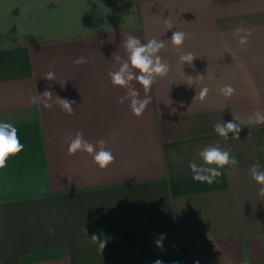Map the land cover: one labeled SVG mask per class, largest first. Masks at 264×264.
Masks as SVG:
<instances>
[{"label": "crops", "instance_id": "1", "mask_svg": "<svg viewBox=\"0 0 264 264\" xmlns=\"http://www.w3.org/2000/svg\"><path fill=\"white\" fill-rule=\"evenodd\" d=\"M237 26L252 30L244 50ZM175 31L190 34L180 48ZM130 34L163 40L159 55L171 65L139 118L117 102L127 89L108 75L117 56L127 59ZM48 71L54 81L41 78ZM225 84L233 96L219 92ZM204 86L207 98L194 101ZM46 89L52 109L29 103ZM55 96L75 101V114ZM256 111L264 0H0V122L24 145L0 170V264H264V197L249 174L257 161L264 170V124L248 123ZM234 116L239 139L225 141L213 126ZM77 132L105 140L115 162L101 170L87 153L69 155L66 138ZM216 144L238 160V175L226 167L212 185L194 181L189 163ZM93 235L107 241L102 253Z\"/></svg>", "mask_w": 264, "mask_h": 264}, {"label": "clouds", "instance_id": "2", "mask_svg": "<svg viewBox=\"0 0 264 264\" xmlns=\"http://www.w3.org/2000/svg\"><path fill=\"white\" fill-rule=\"evenodd\" d=\"M166 24L168 29L173 27L169 21H166ZM189 35L190 34L183 31H175L172 33L170 41L174 47L180 48ZM251 35L252 30L250 28L237 26L233 29V36L241 50L247 47ZM123 47L127 53V59H121V57L117 56L116 59L120 66L117 70L110 71L108 75L114 86L127 89L126 94L119 98L117 102L123 104L126 100L129 101L132 114L139 118L144 114L147 106L151 103L149 93L152 85L158 78L163 79L168 75L171 65L165 62L159 55L160 51L166 47L163 40L152 38L148 40L147 43H142L139 38L130 34L124 39ZM90 59V57H78L73 63L76 65H83L88 63ZM179 59L182 64L191 65L194 56L191 52H182ZM188 77L190 80H193L192 77ZM41 78L47 81H54L55 73L48 71L44 73ZM197 78L203 79V76H198ZM133 81H136L142 86L145 94L144 98H140L139 91L132 84ZM209 91L210 89L207 86L202 87L195 96L194 101H204ZM235 91L236 90L230 84H225L219 89V92L225 97L233 96ZM53 96L54 94L46 89L42 95L37 94L32 96L29 103L52 109L54 106ZM55 97L56 104H58L61 110L70 116L75 114L73 111V104L75 101L62 99L59 96ZM237 121L239 122V117L234 116L233 120L227 123H216L213 126V130L225 141L229 139V133H232V139H239L241 123H237ZM248 123L252 125L264 124V113L260 111L254 112L248 117ZM66 139L68 141L67 151L69 155H75L78 152L87 153L92 156L93 162L101 170H106L115 162V156L112 151L106 147L107 142L103 139L97 141V144L94 145L84 139L82 132H77L74 136L69 135ZM23 148L24 145L18 137V129L11 123L0 122V170H3L7 166L10 157L19 154ZM198 155L202 163L198 164L192 161L188 165L194 181L212 185L223 175L221 169L226 167L229 168V176L235 177L238 175L237 169L239 162L232 156L229 149L221 148L219 144H216L214 146L204 147L199 151ZM249 174L256 184L259 185L258 195L264 197V170H261L259 161L250 166ZM51 232L52 230L50 229L49 233L51 234ZM162 239L163 236L156 241L157 247L162 248ZM89 240L93 244H96L98 250L102 253L107 241L99 240L96 235H93ZM156 264H161V262L156 261Z\"/></svg>", "mask_w": 264, "mask_h": 264}]
</instances>
